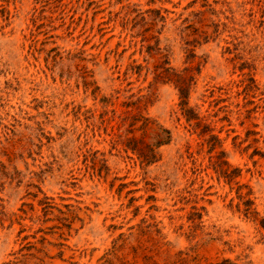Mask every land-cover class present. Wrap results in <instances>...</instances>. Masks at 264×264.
Wrapping results in <instances>:
<instances>
[{
    "label": "rangeland",
    "instance_id": "obj_1",
    "mask_svg": "<svg viewBox=\"0 0 264 264\" xmlns=\"http://www.w3.org/2000/svg\"><path fill=\"white\" fill-rule=\"evenodd\" d=\"M0 264H264V0H0Z\"/></svg>",
    "mask_w": 264,
    "mask_h": 264
}]
</instances>
